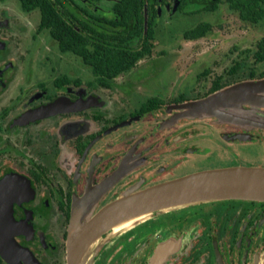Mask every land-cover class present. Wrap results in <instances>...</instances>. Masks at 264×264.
<instances>
[{"label": "flooded vegetation", "instance_id": "obj_1", "mask_svg": "<svg viewBox=\"0 0 264 264\" xmlns=\"http://www.w3.org/2000/svg\"><path fill=\"white\" fill-rule=\"evenodd\" d=\"M132 4L133 42L143 49L149 39L151 53L109 81L40 27L49 11L61 38L70 26L92 41L96 27L125 26L119 10ZM224 9L246 34H234L225 51L196 50L198 60L180 67L174 40L217 39L223 20L203 15ZM199 25L200 35L187 38ZM66 55L79 63L64 65ZM155 67L160 75L140 76ZM262 77L264 0H0V264H68L73 203L89 195L83 220L142 179L144 187L203 168L264 165V128L179 119L147 135L173 105ZM96 243L78 264H150L154 256L158 264H256L264 257V201L172 209L108 228Z\"/></svg>", "mask_w": 264, "mask_h": 264}, {"label": "water", "instance_id": "obj_2", "mask_svg": "<svg viewBox=\"0 0 264 264\" xmlns=\"http://www.w3.org/2000/svg\"><path fill=\"white\" fill-rule=\"evenodd\" d=\"M173 115L150 130L152 134L169 121L193 120L207 116L211 124L249 130L264 128V77L245 79L224 86L204 97L175 104ZM241 134H227L242 139ZM118 173V171H117ZM145 179L129 186L95 214L81 219V203L74 201L66 242L68 264H78L82 256L94 251L100 234L111 224L126 217L127 226L154 214L172 209L224 199L264 201V166L236 164L203 168L141 187ZM154 256L150 264H158ZM256 264H264V257Z\"/></svg>", "mask_w": 264, "mask_h": 264}, {"label": "trees", "instance_id": "obj_3", "mask_svg": "<svg viewBox=\"0 0 264 264\" xmlns=\"http://www.w3.org/2000/svg\"><path fill=\"white\" fill-rule=\"evenodd\" d=\"M136 8V4H132L127 6L125 10H119L120 19L126 24L122 28L102 29L96 27L92 41L90 40L91 37L82 36L70 26L61 38L59 23L55 18L48 17L50 16L49 11L42 12L40 27L49 28L51 36L55 41H58L62 50H69L80 56L90 64L95 76L109 81L108 79L130 70L137 60L151 53V48H149L151 41L149 39H145L144 48L139 49L130 34V31L138 28ZM203 29V26L199 25L188 30L187 38L197 37Z\"/></svg>", "mask_w": 264, "mask_h": 264}, {"label": "rangeland", "instance_id": "obj_4", "mask_svg": "<svg viewBox=\"0 0 264 264\" xmlns=\"http://www.w3.org/2000/svg\"><path fill=\"white\" fill-rule=\"evenodd\" d=\"M203 18L209 19L210 21H213L214 23L218 22V19H221V24H222V28L221 33L222 35H220V37H217V39L213 40L210 39V37L208 38H204L198 41H185L183 40L181 37H177L173 43L174 46L176 45V55L177 57L174 59L177 64H179V66L181 67L184 62H187V65H189V62L192 61V59L198 60L199 58V53H195L196 50H201V51H205L208 48H210L211 46H218V45H222L221 50H227V48L233 43V38H235L234 34H239V35H244L246 34L245 31H243V26H238L239 22L235 19L234 15H231L229 13H227L226 9H224L223 11H221L219 13V15L213 14L211 15H203ZM186 22H183V27H186L188 25H191L193 23V20L190 22L189 20H187V25L185 24ZM217 29V28H214ZM233 34V35H232ZM40 43L43 45V43H45L43 40L40 41ZM161 48L160 46L158 47V49ZM51 55L53 56V58H56L55 53H51ZM62 63L64 65H72V66H76L77 63H79V58H76L72 55H66L62 57ZM181 63V65H180ZM154 67V66H153ZM160 68V67H159ZM155 67V68H147L144 69L141 73L140 76H146V78L151 75L152 73H154L157 70V75H160V69ZM125 76V75H123ZM123 78V77H122ZM152 77L150 76L149 79H151ZM161 81V79L159 80ZM192 121H209L210 123L215 121V118L213 117H207V116H202V117H197ZM187 119V122H190ZM251 166V165H250ZM252 166H264L261 164H253ZM165 174L161 175L160 177H158L157 179H164Z\"/></svg>", "mask_w": 264, "mask_h": 264}, {"label": "bare ground", "instance_id": "obj_5", "mask_svg": "<svg viewBox=\"0 0 264 264\" xmlns=\"http://www.w3.org/2000/svg\"><path fill=\"white\" fill-rule=\"evenodd\" d=\"M127 222H128V221L126 220V217H122V218L118 219L117 221H115L114 223H112V224H111V228H112L113 230H117V229H119L120 227H122V226L128 224Z\"/></svg>", "mask_w": 264, "mask_h": 264}]
</instances>
